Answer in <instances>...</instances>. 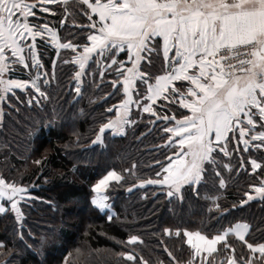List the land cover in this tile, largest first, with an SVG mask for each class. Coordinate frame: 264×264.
<instances>
[{"label":"snow or ice","instance_id":"1","mask_svg":"<svg viewBox=\"0 0 264 264\" xmlns=\"http://www.w3.org/2000/svg\"><path fill=\"white\" fill-rule=\"evenodd\" d=\"M61 5L62 14L57 11ZM46 14L63 18L53 24ZM68 19L70 33L61 37L59 31L68 27ZM50 47L57 54L51 60V74L43 61ZM61 50H71L70 61L61 58ZM58 61L77 69L70 81L75 85L74 100L82 98L85 83L99 87L97 72L101 80L110 77L112 91L107 96H116L119 102L107 108L115 116L100 124L94 144L104 143L106 130L119 135L128 126L138 129L148 114L147 134L155 130L167 137H160L157 151L171 153L165 162L153 160L159 169L154 178L137 175L136 164L122 171L107 170L91 185L93 210H110L106 190L111 182L119 186L128 173L137 180L129 192L157 186L181 213L200 217L198 224L162 228L167 264H264V237L252 238L253 226L243 218L233 217L235 222L229 220L225 226L222 221L232 212L219 203L221 196L201 194L208 169L215 170L219 189H225L224 171L230 178L250 167L260 180L249 184L252 191L244 190L232 208H243L257 197L264 201V0H74L71 9L69 0H0V127L5 105L19 111L13 100L21 99L16 90L27 94L29 107L49 98L47 89L56 80ZM157 61L161 67L154 72ZM23 70L27 78H13ZM32 199L27 185L0 174V214H14L21 242L22 204ZM107 219L112 221L113 216ZM173 236L182 251L187 246L183 261L163 240ZM35 243L25 246L33 248ZM138 243H143L142 236L130 234L127 245L132 250L117 253V264L119 258L132 264H165L159 257L155 262L145 259L136 250ZM5 248L7 242L0 241V264H14L13 248Z\"/></svg>","mask_w":264,"mask_h":264},{"label":"trees","instance_id":"2","mask_svg":"<svg viewBox=\"0 0 264 264\" xmlns=\"http://www.w3.org/2000/svg\"><path fill=\"white\" fill-rule=\"evenodd\" d=\"M73 2L69 1L70 9ZM52 7L56 10L55 5ZM57 11L62 14L63 5ZM46 15L53 24L63 18L60 15L52 19L50 14ZM67 24V28L59 31L61 37L70 33L71 19L67 20ZM38 43H41L39 38ZM60 55L70 61L72 53L71 50H61ZM52 59H57V54L50 47L43 54L46 70L50 74ZM160 67V61H157L152 71L156 72ZM76 70L75 66L58 61L56 80L47 89L48 99L29 107L25 103L27 94L16 90L21 99L13 100L19 111L15 107H4L3 127H0V174L27 185L34 199L22 204L25 241L18 240L20 222L10 211L0 214V241H6L8 248H13L14 264H117V253L132 250L127 245V237L139 234L143 243L135 246L137 252L147 260L155 262L159 257L167 264L170 258L161 242L162 228L176 224L183 226L189 221L198 224V215L181 213L179 205L175 201L169 204L157 186L136 187L129 192L128 188L137 180L128 173H124L127 179L119 186L111 182V187L106 190L110 197V210H93L89 203L94 195L91 185L112 168L122 171L136 164L137 175L145 179L154 178L155 171L159 169L153 160L165 162L166 156L171 155L166 149L157 151V146L162 143L160 137L165 140L167 137L155 130L147 134L148 128L144 124L148 114H145L146 119L138 129L128 126L121 136L105 132L104 143L94 144L100 124L107 122L110 116L114 117V111L108 113L107 108L119 100L116 96H107L112 91L110 77L101 80L98 72L95 79L99 87L85 83L82 98L74 100L72 90L75 85L70 81ZM26 73L27 70L17 72L13 78H27ZM91 79L85 78L86 81ZM180 111L187 113L183 109ZM134 119L139 120V117L134 116ZM141 133L146 135L141 136ZM36 160H41V164H36ZM227 160L225 158V162ZM232 163L235 165L237 161ZM223 176L227 179L226 188L219 189L215 170L208 169L202 181L201 194L218 192L221 196L219 203L232 212V216L222 223L227 226L229 220L235 222L233 217L243 218V222H250L253 226L252 238L260 240L264 237V201L256 199L243 208H232L233 203L238 204L244 190L251 191L248 185L258 183L260 177L251 173L250 167L242 173H231L230 178L229 173L224 171ZM200 203L203 205L204 201ZM173 208L174 212L170 210ZM204 210L207 211V208ZM109 214L113 216L112 221L107 219ZM163 240L181 261L186 258V245L182 251L181 242L174 236L163 237ZM34 241L33 248L25 246ZM236 246L239 251L238 242ZM119 264L132 262L119 258Z\"/></svg>","mask_w":264,"mask_h":264},{"label":"crops","instance_id":"3","mask_svg":"<svg viewBox=\"0 0 264 264\" xmlns=\"http://www.w3.org/2000/svg\"><path fill=\"white\" fill-rule=\"evenodd\" d=\"M69 1H71V0H69ZM54 6V5H53ZM54 49V48H53ZM121 58H124L123 57V55H122V57ZM21 67H23V66H21ZM157 74H159V73H157ZM177 107H179V105H176ZM134 112L136 111V109H135V107H133V109H132ZM183 110H185L186 112L188 111V110H186V109H183ZM187 114V113H186ZM145 115V114H144ZM114 116H115V112H114ZM134 118V117H133ZM127 129V128H126ZM106 132H110L111 134H112V132H111V130H106ZM113 135V134H112ZM121 135H124V134H119V135H114V136H121ZM186 187V186H185ZM252 191V190H251ZM256 199H260L259 197H257V198H255L254 200H256ZM233 240H235V238H232Z\"/></svg>","mask_w":264,"mask_h":264},{"label":"rangeland","instance_id":"4","mask_svg":"<svg viewBox=\"0 0 264 264\" xmlns=\"http://www.w3.org/2000/svg\"><path fill=\"white\" fill-rule=\"evenodd\" d=\"M18 67H21V66H18ZM22 68V67H21ZM106 211V210H105Z\"/></svg>","mask_w":264,"mask_h":264}]
</instances>
